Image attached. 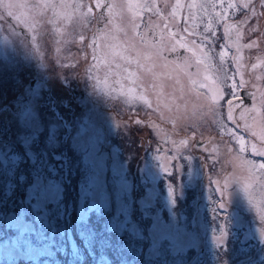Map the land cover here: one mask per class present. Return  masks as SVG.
<instances>
[{
	"label": "rangeland",
	"instance_id": "obj_1",
	"mask_svg": "<svg viewBox=\"0 0 264 264\" xmlns=\"http://www.w3.org/2000/svg\"><path fill=\"white\" fill-rule=\"evenodd\" d=\"M111 2L118 5L116 15L105 30L109 34H100L99 42L103 45L107 41L126 49L124 55L130 56L133 62L125 66L136 75L131 79L125 78L128 74L122 72L119 76L110 75L105 84V69L101 65L94 73L101 80L94 91L92 85L95 81L84 75L87 64L82 59L74 70L79 79L73 84L71 96L79 103L73 101L71 111L61 108L60 112L72 124L71 135L77 137L80 132L79 150L73 156L74 159L80 157V172H74L61 186L60 198L67 206V214L59 220L53 217L49 221L56 230L48 232L46 238L37 220V212L30 211V206L36 203L29 196L31 185L8 189L0 166V190L9 193L7 196L0 194L3 202L0 206V264H177L186 259L188 264H264V240H261L264 222L260 220L258 207L248 204L235 182L237 178L243 182L249 175L243 160L254 161L257 165L264 163V157L253 155L250 143H247L251 141L259 145V141L244 127L245 124L251 125L253 131H259V124L254 123L252 117L259 121L260 116L252 112L246 114V119H241L245 107L251 108L254 103L259 106L260 91H264V80L256 79L258 75L264 76V64L260 63L264 60V41L252 49L242 47L239 52L235 45L224 48L227 53L224 68L229 77L234 76V81H215V69L221 63V46L228 43L222 23L213 25L217 36L212 43L204 44L205 50L210 49L207 63L211 67L206 69L203 64L196 65L193 51L199 56L200 50L190 43L197 40L199 44L200 37L182 31L185 27L182 18L188 15L186 5L189 0H179L185 7L176 9L175 20L170 13L176 0H131L134 4L151 7H136L131 12L124 9L123 19L119 15V5L126 0ZM211 2L216 3L217 8L215 11L209 9V12L213 15L215 12L225 13L230 23L242 16L241 12L227 8L229 2L238 0H222L223 8L220 7L221 0ZM83 3L89 4L90 0H83ZM3 11L0 8V14ZM208 19V16L197 15V33L208 35L204 33ZM6 20L7 23L0 21V48L14 45L22 48L24 42L31 47V35L38 32L44 62L53 69L48 73L53 77L48 82L49 87L57 97H66L67 93L55 78L56 74L73 73V69L62 68L57 63V41H69L59 45L63 48L61 63L75 64L81 46L76 34L83 32L87 43L91 42L97 28H104V24H97L95 19L90 21L87 29L82 23L64 21L57 28L59 32L66 30L67 36L53 33V25L38 26L33 33L26 34L23 26H18L11 18L6 17ZM133 23L139 27L133 29ZM187 27L191 29L192 23L189 22ZM13 30L18 35H13ZM169 30L177 35L170 37ZM261 31H264V20L261 21ZM181 35L188 41L186 47L177 42ZM74 37L75 43L71 42ZM248 40L245 34L241 44ZM173 45L175 51H172ZM86 50L91 53V49ZM69 52L76 57L65 60ZM137 54L143 68L136 64ZM146 56L149 58L145 59ZM241 56L242 60L237 61L236 58ZM254 63L258 64L256 69L251 68ZM19 78L24 86L29 83L35 86L32 71H21ZM241 79L246 84L233 89V83L239 85ZM130 88L133 90L131 94ZM216 89L223 93V97H217L216 106L209 111ZM23 91V87L12 88L4 100L13 106L17 105V100L27 104ZM233 91L239 99L233 98ZM251 93H255V101ZM42 96L44 99L36 102L37 148H43L45 126L53 119L52 113L44 106L47 92H42ZM129 96L133 98L129 100ZM139 96L147 99L152 107L135 98ZM229 99L233 101L235 120L228 119ZM60 134L63 138L67 132L61 129ZM237 137H243V140L238 141ZM181 140H186L187 144L181 145ZM242 143L247 151H239ZM69 155L73 153L69 152ZM18 167L19 174L26 175L30 171L26 164ZM87 177L98 180L93 191L105 197L103 213L89 212L80 199V187ZM225 178L233 182L227 190L229 198L222 200L218 188H223ZM212 181H219V185ZM169 188L172 189L171 196ZM237 198L240 204L233 207V200ZM253 198L256 204L259 196L255 189ZM221 202L225 208L219 207ZM125 203L128 219L137 225L138 235L132 238L126 234L122 242L115 238H110V243L102 242L100 237L103 236L105 220L117 216ZM54 208L53 204L48 209L49 215ZM82 213L88 232H83L81 227ZM93 237L100 238V247L96 246L98 241L92 247ZM21 244L25 246L21 248Z\"/></svg>",
	"mask_w": 264,
	"mask_h": 264
},
{
	"label": "snow or ice",
	"instance_id": "obj_2",
	"mask_svg": "<svg viewBox=\"0 0 264 264\" xmlns=\"http://www.w3.org/2000/svg\"><path fill=\"white\" fill-rule=\"evenodd\" d=\"M118 7L116 3L111 0H90L89 4H84L83 0H0V8H2L3 14H0V21L7 23L6 17L11 18L18 26H23L27 30V33H33L37 30L38 26L43 24L53 25V33H59L61 36H67V31L59 32V28L55 27L57 23L68 21L69 23L79 22L83 24L85 29L88 28V24L92 19H95L97 24L103 23L104 28H97L93 32V39L91 42H87V37L83 32L77 33L79 38L80 48L78 52L80 56L76 58L75 64L72 63H61L60 54L63 52V48L59 45L69 43L68 40L57 41L58 47L57 52V63L61 64L62 68L73 69V73L69 74L66 72L57 73L55 78L58 79L66 90L67 96L57 97L52 93L51 87H49V80L53 77L49 76L48 73L52 71L50 64L44 62L43 54L40 51V44L37 40V34L31 35V47L28 46L27 42H24L23 47L20 45H14L11 48H0V100H4V97L8 91L12 88L19 89L24 88L22 96L27 99L28 103L24 104L22 100H17V105H9L6 100L0 103V166L3 167V175L5 183L8 189L19 188L23 184H30L28 188L29 196L36 200L34 205L30 206V211L37 212V220L39 221L40 228L43 231L44 238L47 237L48 232H55V226L49 225V221L55 217L57 220L61 219L67 214V206L63 204L60 195L63 191L62 185L65 180H69L74 172H80V157L73 156L75 152L79 150L77 140L80 137V132L77 133V137L71 135L72 124L61 114L60 109H68L71 111L72 102L76 101L79 103L76 97L71 96L73 91V84L79 77L75 74V69L79 66L80 60L82 59L86 64L87 68L84 70V75L87 76L88 80H94L95 83L92 85L93 90L100 85L101 80L95 76V72L99 70L100 66L103 65L105 69V76L103 82L107 84L108 77L110 75L119 76L122 73H127L125 77L131 79L135 76V72H131L129 67L133 60L130 56L124 55L126 49H122L118 44L108 43L107 41L101 45L99 42L100 34L107 36L109 32L105 30L108 25L112 24V17L116 15L115 9ZM121 12L119 15L123 19L124 9L129 12L133 8H150L148 4H134L131 0H126L125 3L119 5ZM179 0L172 5V12L170 15L175 20L176 9L183 8ZM186 7L189 9L188 15L182 18L185 27L182 29L184 33L188 35H198L200 37V43L197 40H192L190 43L195 45L200 50V55L197 56L196 52L193 51V57H195L196 65L203 64L205 68L211 67L207 61L209 59L208 52L205 50V43H212L213 39L216 38L217 33L213 29L214 24H221L224 28V36L228 43L221 46L219 53L221 63L216 67L214 76L215 81H223L225 79H232L234 76L229 77L227 71L224 68V59L227 55L224 48H231L235 45L237 52L240 49L248 48L252 49L258 46V42L264 41V31H261V21L264 20V0H238V2H229L227 8L234 9L237 12H241L242 16L235 23H230L227 20V16L223 12H209V9L215 11L217 4L211 2V0H189ZM220 7L223 8V2L221 0ZM71 9V13L68 10ZM49 10L52 11V16L47 19L46 17ZM158 14V13H157ZM208 16L207 23L204 24V33L208 35L199 34L196 32V20L197 15ZM189 22L192 23V28L189 29L187 25ZM180 21H177L179 24ZM201 23H204L201 20ZM11 27V25H9ZM139 27L138 24L133 23V29ZM167 28L168 25L166 24ZM120 31L122 29H116ZM110 31V30H109ZM13 35L18 33L13 30ZM247 34L249 40L247 43L241 44V40L244 35ZM126 35V33H125ZM177 33L169 30V36L175 37ZM235 38L233 39V36ZM252 36H256V39H251ZM115 40V37H112ZM73 43L76 42L75 37ZM181 47H186L188 41L185 40L184 36H180L177 41ZM86 45V47H85ZM91 49V53L86 50ZM102 49L104 50L102 53ZM172 51H175V45L172 47ZM102 53V55H101ZM89 55H91V62L89 61ZM76 57V54L69 52L65 60H72ZM149 57H145L148 59ZM237 61L242 60L241 57L236 58ZM123 61L124 63H120ZM260 63L264 64V60ZM136 64L139 68H143V65L139 63V54L136 57ZM258 64H252L251 68L256 69ZM30 70L33 72L35 79L34 84L29 83L27 86L23 85V81L20 80L19 76L21 71ZM237 73H239V67H237ZM208 79V76H205ZM257 80H264V76H256ZM133 83L135 81H132ZM176 83L179 84L180 80L177 78ZM246 81L241 79L239 85L233 83L232 87H243ZM78 86V85H77ZM204 85L201 84V87ZM85 87L87 84L85 83ZM254 87H256L254 85ZM259 90V88H258ZM129 93H132L130 88ZM211 91V90H210ZM42 92H47V99L45 100V108L50 111L53 115V119L48 121L45 126V139L43 148L36 147V132L38 130V124L36 121V102L40 99H44ZM233 98L235 97V91L231 93ZM253 101L256 100L255 93L250 94ZM217 97H223V93L216 89L213 96L211 97V107L209 111H212L216 106ZM133 97L129 96V100ZM143 101L148 107H152L151 103L143 96L135 97ZM182 98V96H181ZM228 104V119L235 120L232 115L233 101L229 99ZM171 111V109H169ZM255 112L260 116V120L256 121L255 117H252L254 123L259 124V131H253L251 125L245 124V130L249 131L250 136L255 137L259 141V145L256 142L250 143L251 152L253 155L264 157V91H260L259 106L256 103L251 108L245 107L241 112V119H246V114ZM163 119V114H161ZM140 123V121H137ZM23 124V127L20 125ZM240 125H238L239 127ZM15 129V130H14ZM64 129L67 132L63 138H61L60 130ZM23 133V135L21 134ZM235 136V133H231ZM238 141H242L243 137H237ZM181 145H186V140L180 141ZM11 146V147H10ZM68 149L65 151L64 149ZM232 149L229 148V151ZM87 150L85 149V152ZM240 152L247 151V148L242 143L239 149ZM72 152L73 155H69ZM19 153V154H16ZM174 158V157H173ZM87 157L85 156V160ZM26 164L30 171L25 174H19L18 165ZM243 164L247 166L248 177L241 182L238 178L235 180L239 184V190L245 194L248 200V204L253 207H258V214L260 220L264 222V163L258 165L251 160H243ZM166 171V169H165ZM14 173L15 178L13 179ZM197 176L199 175V167L196 171ZM83 175V173H81ZM233 181L225 178L223 188H218L220 191L221 199L229 198L227 192L229 185ZM98 183V180L94 181L92 177H87L85 183L81 184L80 187V199L84 203V206L89 212L97 211L103 213L105 210V197L93 189ZM219 185V181H212ZM256 190L259 196V200L256 204L253 203V190ZM0 194L7 196L8 192L0 190ZM172 194V189L169 188V196ZM232 195H235L233 193ZM92 202L89 203L88 201ZM55 205L54 211L49 215L48 209ZM239 199L233 200V207L239 206ZM220 208H225V204L221 202ZM43 213V215H40ZM123 217L121 219L120 217ZM81 227L83 232H88L87 224L84 222V215L81 214ZM31 231V229H29ZM139 229L137 225L133 224L128 219V207L125 203L124 207L118 210L117 216L113 217L110 221L105 220L103 228V236L100 237L102 242L110 243V238H115L117 241L122 242L124 235H130L134 238L138 235ZM67 235V233H65ZM254 238V237H253ZM261 240H264V232L261 233ZM25 245L21 244V248Z\"/></svg>",
	"mask_w": 264,
	"mask_h": 264
},
{
	"label": "trees",
	"instance_id": "obj_3",
	"mask_svg": "<svg viewBox=\"0 0 264 264\" xmlns=\"http://www.w3.org/2000/svg\"><path fill=\"white\" fill-rule=\"evenodd\" d=\"M71 11H72V10H68L69 13H71ZM51 16H52V11L49 10V12H48L47 15H46V18L44 17V18H42V19H45V20H46L47 17H51ZM43 25H45V26L49 25V26H50L51 24H47V23H45V24H43ZM57 25H59V23H57V24L55 25V27H57ZM53 27H54V26H53ZM2 203H3V202H2L1 199H0V206H2ZM91 241H93V243H92V247L94 246L95 242H97V241H98V242H97V245H96V246H99V247L101 246V245H100V238H99V237H97V240H96V237H93V240H91ZM91 241H90V242H91ZM89 249H90V248H89ZM86 251H87V253H88V250H86ZM50 264H53V263L50 262ZM177 264H188V259H186V260H179Z\"/></svg>",
	"mask_w": 264,
	"mask_h": 264
}]
</instances>
